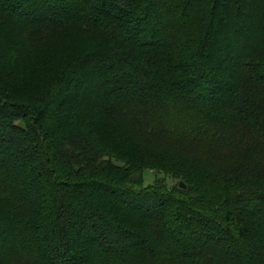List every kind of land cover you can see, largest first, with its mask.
<instances>
[{
    "label": "trees",
    "instance_id": "obj_1",
    "mask_svg": "<svg viewBox=\"0 0 264 264\" xmlns=\"http://www.w3.org/2000/svg\"><path fill=\"white\" fill-rule=\"evenodd\" d=\"M0 31V264H264V0H0ZM31 37L64 50L21 71Z\"/></svg>",
    "mask_w": 264,
    "mask_h": 264
},
{
    "label": "rangeland",
    "instance_id": "obj_2",
    "mask_svg": "<svg viewBox=\"0 0 264 264\" xmlns=\"http://www.w3.org/2000/svg\"><path fill=\"white\" fill-rule=\"evenodd\" d=\"M3 29H5L4 26H3ZM0 36H3L1 31H0ZM69 36H74V35H68V37ZM75 37H79V35H75ZM63 40H64V38L56 39V40L53 38H48V39H45V42L42 41L41 43H39V41L36 40L35 38H33V37L29 38L28 43H29V46L31 48L26 53L23 54L24 59L19 66L20 70L22 71V70H24L23 68H26V69H31V71H33L35 69L37 63L41 62L43 57H45V54H46L45 52H46L47 48L48 49L51 48L50 51L57 52L55 55L63 52V50H64V49H62L63 44L60 43V41H63ZM59 45L61 46L60 48H59ZM17 71H19V70L17 69ZM93 111H94V108H93ZM161 145L162 144H160L156 147V151H160L159 146H161ZM174 147L175 146H173V145L169 146V150L171 152V155H172L173 151H175L177 154L180 152L179 147H177V148L176 147L174 148ZM165 149H167V148L165 147L163 150H165ZM181 151L185 152L184 149H182ZM190 153L195 154L197 152H196V150H192V151H190ZM158 178L166 179L168 184H172L174 182L165 173H162V172L159 173V172H155L153 170H149V172H146L144 174V184L149 185L152 182H154L155 180H157ZM204 190L207 191V193H213L215 191L214 187L208 189V187H205V186H204Z\"/></svg>",
    "mask_w": 264,
    "mask_h": 264
},
{
    "label": "water",
    "instance_id": "obj_3",
    "mask_svg": "<svg viewBox=\"0 0 264 264\" xmlns=\"http://www.w3.org/2000/svg\"><path fill=\"white\" fill-rule=\"evenodd\" d=\"M179 186L184 187V184L180 181Z\"/></svg>",
    "mask_w": 264,
    "mask_h": 264
}]
</instances>
